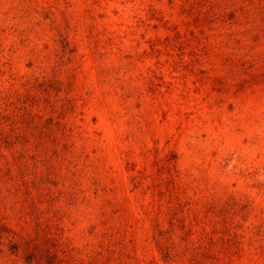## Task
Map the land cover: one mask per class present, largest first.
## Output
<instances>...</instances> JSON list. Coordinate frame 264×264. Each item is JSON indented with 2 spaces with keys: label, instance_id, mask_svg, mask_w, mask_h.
<instances>
[{
  "label": "rangeland",
  "instance_id": "obj_1",
  "mask_svg": "<svg viewBox=\"0 0 264 264\" xmlns=\"http://www.w3.org/2000/svg\"><path fill=\"white\" fill-rule=\"evenodd\" d=\"M0 264H264V0H0Z\"/></svg>",
  "mask_w": 264,
  "mask_h": 264
}]
</instances>
